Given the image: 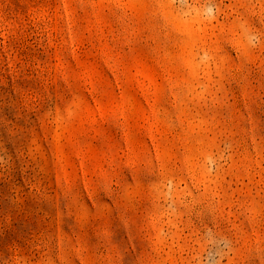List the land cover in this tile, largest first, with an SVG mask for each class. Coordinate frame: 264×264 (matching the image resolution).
Masks as SVG:
<instances>
[{
	"label": "rangeland",
	"instance_id": "obj_1",
	"mask_svg": "<svg viewBox=\"0 0 264 264\" xmlns=\"http://www.w3.org/2000/svg\"><path fill=\"white\" fill-rule=\"evenodd\" d=\"M0 264H264V0H0Z\"/></svg>",
	"mask_w": 264,
	"mask_h": 264
}]
</instances>
